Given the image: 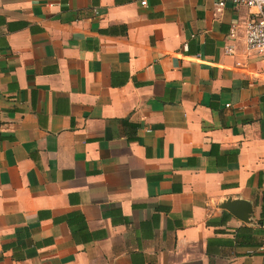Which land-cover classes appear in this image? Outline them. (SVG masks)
Wrapping results in <instances>:
<instances>
[{"label":"crops","instance_id":"1","mask_svg":"<svg viewBox=\"0 0 264 264\" xmlns=\"http://www.w3.org/2000/svg\"><path fill=\"white\" fill-rule=\"evenodd\" d=\"M217 1L0 0V264H264V57Z\"/></svg>","mask_w":264,"mask_h":264},{"label":"built area","instance_id":"2","mask_svg":"<svg viewBox=\"0 0 264 264\" xmlns=\"http://www.w3.org/2000/svg\"><path fill=\"white\" fill-rule=\"evenodd\" d=\"M225 1L234 7H244L250 11L243 23L244 45L248 51L264 57V0H218L215 6L220 8ZM141 4L144 5V2Z\"/></svg>","mask_w":264,"mask_h":264}]
</instances>
